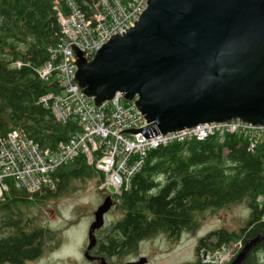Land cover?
I'll use <instances>...</instances> for the list:
<instances>
[{
	"label": "trees",
	"instance_id": "1",
	"mask_svg": "<svg viewBox=\"0 0 264 264\" xmlns=\"http://www.w3.org/2000/svg\"><path fill=\"white\" fill-rule=\"evenodd\" d=\"M73 1L87 14L94 2ZM52 7L53 0H0V136L18 129L41 148L66 142L78 130L73 121L56 122L50 111L37 104L42 95L55 90L52 77L42 81L36 73L59 37ZM16 62L21 64L18 68ZM263 167L264 142L249 152L246 141L234 134L221 142L209 138L157 147L148 152L129 190L111 196L120 218L96 236L91 252L104 260L120 258L134 252L140 241L160 233L177 238L195 229L196 217L204 212L236 205L250 210L245 225L237 231L219 229L206 234L195 247V261L188 264H202L201 250L213 251L239 239L244 246L264 232V202L259 206L255 201L264 196ZM98 176L78 156L56 170L52 191L29 196L10 187L0 199V264L34 261L54 239L49 230L34 225L24 207L44 205L64 194L72 181ZM259 254H264V238L241 264H261Z\"/></svg>",
	"mask_w": 264,
	"mask_h": 264
},
{
	"label": "water",
	"instance_id": "2",
	"mask_svg": "<svg viewBox=\"0 0 264 264\" xmlns=\"http://www.w3.org/2000/svg\"><path fill=\"white\" fill-rule=\"evenodd\" d=\"M133 24L89 61L74 46L70 59L72 84L95 106L119 94L143 116L146 127L123 133L147 139L232 120L264 126V0H147ZM112 204L106 196L93 214L87 260ZM263 238L248 241L229 264H241Z\"/></svg>",
	"mask_w": 264,
	"mask_h": 264
},
{
	"label": "built area",
	"instance_id": "3",
	"mask_svg": "<svg viewBox=\"0 0 264 264\" xmlns=\"http://www.w3.org/2000/svg\"><path fill=\"white\" fill-rule=\"evenodd\" d=\"M146 2L94 0L87 14L73 0H53L59 37L56 45L48 48V61L36 73L42 81L52 77L55 90L42 95L37 104L50 111L56 122L73 121L78 130L66 142H58L52 148H41L18 129L0 136V199L10 187L29 196L45 187L55 188L56 170L78 156L102 175L100 191L119 196L129 190L131 179L142 168L148 152L157 147L209 138L221 142L227 134L243 138L251 152L264 142V126H252L240 120L199 125L147 139L140 133H123L147 126L132 102H125L116 94L110 101L95 106L92 99L72 84L76 70L75 62L70 60L76 59L73 46L89 61L111 36L121 35L134 26ZM20 65L14 64L16 68ZM262 182L264 185V167ZM255 201L261 206L264 196H257ZM242 247L241 239L231 241L213 251L202 250L199 258L202 264H229Z\"/></svg>",
	"mask_w": 264,
	"mask_h": 264
},
{
	"label": "rangeland",
	"instance_id": "4",
	"mask_svg": "<svg viewBox=\"0 0 264 264\" xmlns=\"http://www.w3.org/2000/svg\"><path fill=\"white\" fill-rule=\"evenodd\" d=\"M102 178L101 175V177L98 176L91 180L72 181L70 188L60 197L48 201L44 205L23 208L25 214L34 219L35 226H42L54 235L53 241L50 245H46L42 255L27 264H99V261L87 260L83 253L88 244L87 233L94 220L93 214L106 197L99 189ZM52 190L54 188L45 187L42 191ZM112 202L114 201L112 200ZM249 213L250 210L245 205H236L216 212L206 211L196 217L198 225L192 231H184L177 238L172 239L161 233L156 234L149 239L140 241L134 252L120 258H109L105 262L127 264L136 263L144 258L146 260L144 264L193 263L197 257L195 247L201 238L209 232L219 229L229 232L237 231L245 225ZM119 218L120 213L113 203L104 215L103 226L94 232V238ZM89 255L95 256L92 252ZM258 257L261 264H264V254H259Z\"/></svg>",
	"mask_w": 264,
	"mask_h": 264
},
{
	"label": "flooded vegetation",
	"instance_id": "5",
	"mask_svg": "<svg viewBox=\"0 0 264 264\" xmlns=\"http://www.w3.org/2000/svg\"><path fill=\"white\" fill-rule=\"evenodd\" d=\"M114 203V202H113ZM91 252V251H90ZM100 257H97V256H93L92 259L90 261H93V262H98L99 261V264H100ZM106 264H109V263H106ZM127 264H135L134 262L133 263H127Z\"/></svg>",
	"mask_w": 264,
	"mask_h": 264
}]
</instances>
